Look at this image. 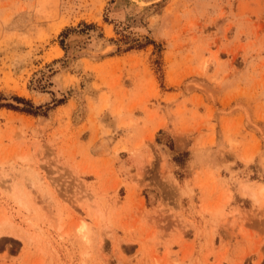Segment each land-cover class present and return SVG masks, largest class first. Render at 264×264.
<instances>
[{"label":"rangeland","instance_id":"374dc122","mask_svg":"<svg viewBox=\"0 0 264 264\" xmlns=\"http://www.w3.org/2000/svg\"><path fill=\"white\" fill-rule=\"evenodd\" d=\"M0 264H264V0H0Z\"/></svg>","mask_w":264,"mask_h":264},{"label":"bare ground","instance_id":"6f19581e","mask_svg":"<svg viewBox=\"0 0 264 264\" xmlns=\"http://www.w3.org/2000/svg\"><path fill=\"white\" fill-rule=\"evenodd\" d=\"M82 233H83L82 237H83V236L85 237V235H86L85 233H86V232H85V233H84V232H82Z\"/></svg>","mask_w":264,"mask_h":264}]
</instances>
